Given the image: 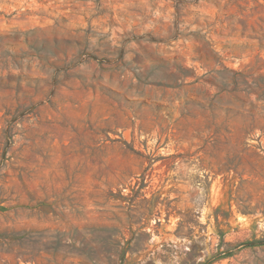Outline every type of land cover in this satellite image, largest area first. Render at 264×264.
Returning <instances> with one entry per match:
<instances>
[{"label":"rangeland","instance_id":"rangeland-1","mask_svg":"<svg viewBox=\"0 0 264 264\" xmlns=\"http://www.w3.org/2000/svg\"><path fill=\"white\" fill-rule=\"evenodd\" d=\"M0 264H264V0H0Z\"/></svg>","mask_w":264,"mask_h":264}]
</instances>
